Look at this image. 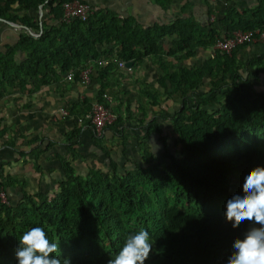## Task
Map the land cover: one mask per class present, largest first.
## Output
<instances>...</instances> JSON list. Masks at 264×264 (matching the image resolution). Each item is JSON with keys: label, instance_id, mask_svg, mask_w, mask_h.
Returning a JSON list of instances; mask_svg holds the SVG:
<instances>
[{"label": "trees", "instance_id": "16d2710c", "mask_svg": "<svg viewBox=\"0 0 264 264\" xmlns=\"http://www.w3.org/2000/svg\"><path fill=\"white\" fill-rule=\"evenodd\" d=\"M69 1L73 0H0V20L21 26L14 42L0 47V99L15 87L30 94L61 81L65 72L75 71L88 60L107 58L105 64L94 67L95 97H78L67 105L66 117L74 119L106 92L114 60L130 61L132 67L150 57L159 69L157 86L168 97L179 96L177 109L169 115L178 154L169 153L160 127L151 119L143 137L151 130L158 134L167 163L149 162L151 154L140 142L143 164L134 162L118 174L108 150L92 134V145L106 157L110 175L92 168L83 178L69 160L76 154L70 138L81 129L74 126L65 134L64 153L53 156L61 171L56 190L49 196L38 190L23 192L14 205L0 202V264H18V238L33 227L43 228L50 241L55 236L67 242L71 250L55 255L69 258L71 264H107L125 238L140 229L149 232L152 243L144 264H225L234 240L242 238L251 225L246 221L233 228L223 212L200 208L241 193L248 171L264 166V90L251 91L249 98L242 93V87L251 88L249 79L256 80L258 74L264 77V51L240 58L238 50L248 43L228 52L211 46L217 37L233 31L261 28L264 0L241 10L229 7L227 0L218 20L221 32L192 16L144 25L106 7L95 9L84 20L61 21L62 3ZM150 1L161 9L171 2ZM38 7L41 18L27 13ZM51 21L55 23L48 24ZM164 37H170L165 47L160 43ZM208 48L210 54L198 63L181 64L195 49ZM19 54L22 58L16 59ZM163 56L171 61L164 63ZM144 92L147 104L157 105L156 91ZM138 109L144 111L142 106ZM119 120L115 116L103 129L113 131ZM86 130L91 132L89 127ZM246 134L253 137L246 139L244 147L233 148ZM124 141L122 137V148ZM12 184L8 177H0L2 190Z\"/></svg>", "mask_w": 264, "mask_h": 264}, {"label": "rangeland", "instance_id": "374dc122", "mask_svg": "<svg viewBox=\"0 0 264 264\" xmlns=\"http://www.w3.org/2000/svg\"><path fill=\"white\" fill-rule=\"evenodd\" d=\"M86 2L99 6V7H106L111 9L115 14L119 16H126V15H140L145 16V18H149L151 16H147L148 13L147 4L149 0H85ZM229 2V1H228ZM139 5V6H138ZM141 6V7H140ZM139 7V8H138ZM172 9L176 10V6L171 7ZM144 11H146L144 13ZM152 11V10H151ZM154 12V11H153ZM172 12V11H171ZM22 11H17V14H21ZM29 15L41 18V10L38 11V8L35 10H29L27 12ZM205 15L202 13L200 18L203 19ZM147 16V17H146ZM153 14L152 17H154ZM141 18V17H139ZM144 20V19H142ZM154 19H148L145 21H151ZM217 20L214 19V21ZM208 21V20H207ZM202 22H206V20H202ZM54 21L49 22L48 24H53ZM216 29L219 31L218 24H214ZM21 28L17 26L11 25L9 22L0 20V47L3 43H12L16 39L17 34L20 32ZM33 33V32H32ZM169 39L165 37L161 39L160 43L163 47L166 46ZM103 46H99L98 49L101 50ZM211 50H203L198 49L190 59L184 61L181 64H196L198 60L207 57L210 54ZM22 55H17L16 59H21ZM106 62L108 61L107 58ZM164 63H168L171 61V58H166L163 56ZM105 62V63H106ZM148 65V66H146ZM131 66V65H130ZM151 66V67H150ZM128 70L125 71L122 68L113 67L111 68L110 72L107 75V81L109 82V86L106 88V93L110 96L111 101V108L114 112L116 117H119L120 120L115 122V125L122 124L121 128L117 125V129H113V131H105L107 135H100L97 136L96 140L99 142L101 146H104L106 150H108L110 158L114 161L116 165V172L118 174L123 173L125 170L132 168L133 163H141V153L142 150L140 149L138 143L143 142L145 144V148L151 154L148 158L149 162L160 161L162 163H167L166 158L162 157V144L157 137L158 134L154 133L152 130L150 133L143 137L144 129L146 125L153 119L152 121L156 123L161 130L160 136L165 139L167 150L169 153L177 155L178 154V145L174 146L172 144L174 133L171 129L169 123V115L178 107L179 104V96L178 94H173L170 97L166 95V92L162 91L157 84L155 83V78L159 74V69L157 64L152 58H149L146 62H144L140 68L130 69L127 67ZM73 81V80H70ZM69 81V82H70ZM68 82V81H67ZM251 88L242 87V93L245 97L249 98L252 97V92L254 90H264V77L261 74H258L256 80L249 79ZM79 83V82H78ZM80 84V83H79ZM88 86V85H87ZM43 87V86H42ZM29 88V87H28ZM153 91L155 92L158 102L157 105L151 106L147 104V97H145V92ZM169 90V89H168ZM204 90V87L200 88V91ZM28 91L24 89H19V87H15L6 93L3 98L8 99V102L14 103V106H17L20 102L21 98H28L31 97ZM79 97H82L80 95ZM197 100V98L195 97ZM31 100H28V102ZM31 103H28L24 106L30 107ZM32 106V104H31ZM139 106L143 107V112L138 109ZM216 107V105H214ZM141 119L142 122H138ZM3 123H6V119H1ZM1 123V122H0ZM114 125V127H115ZM120 129V130H118ZM118 134L116 131H121ZM90 132V131H89ZM90 136H92V132H90ZM125 136V137H123ZM95 138L96 136L93 135ZM125 138V145L121 150V138ZM252 135H244L243 138L237 139V143L233 148H242L246 145V139L252 138ZM14 138V137H13ZM15 139V138H14ZM67 143V142H66ZM66 143H63V151L61 154L64 153V146ZM92 143V142H91ZM24 146L23 144L21 145ZM32 145H30L31 147ZM126 146V147H125ZM143 146V145H142ZM29 147V148H30ZM85 147L82 151L76 152L75 146L73 150L76 154L72 157H69L70 163L75 169L76 173L79 174L81 177L85 178L87 173L92 168H99L103 175L108 176L110 175V169L107 166L106 157L102 154L99 148L94 147L93 151H89ZM224 148V147H222ZM79 154V155H78ZM144 154V153H143ZM55 154H52L54 156ZM82 156V157H81ZM37 168V167H36ZM34 169V168H33ZM35 172V169H34ZM60 172V171H59ZM57 168L53 169L48 173L46 176L37 178V176L33 173L35 180L38 181L33 184L28 183V176L22 175L20 177L23 180L25 177L26 184L24 186H20L21 193H33L37 190L39 185H42V189L44 193L48 196L56 190V181L61 178V172L59 173ZM31 173V172H30ZM40 174V173H39ZM48 178V179H47ZM48 180V184L44 183L41 184L43 181L39 180ZM27 180V181H26ZM38 186V187H37ZM45 188V189H44ZM5 192V191H4ZM6 198L7 194L4 193ZM226 202L225 200H220L216 203H209L208 205L200 208L205 212H211L214 209H218L219 211L225 213L226 211ZM10 204V201H9ZM180 207L183 208L182 205ZM51 242L57 243V252L67 253L71 250L69 244L65 241H59L54 236H51Z\"/></svg>", "mask_w": 264, "mask_h": 264}, {"label": "crops", "instance_id": "0c3cea01", "mask_svg": "<svg viewBox=\"0 0 264 264\" xmlns=\"http://www.w3.org/2000/svg\"><path fill=\"white\" fill-rule=\"evenodd\" d=\"M228 1L229 7L238 10L242 8H252L257 2V0ZM173 6L177 7L176 10L171 8ZM96 7L99 8V6ZM147 8L149 11L146 14L147 16H151L148 19L154 20L148 22L145 21L148 20L145 16L144 18L143 16L135 14L131 16H133L138 23L144 25L153 22L166 23L174 16H192L200 23H205L202 22V20H206V22H210L213 27H216L214 24H218L219 32L222 31V26L219 24L218 20L224 14L225 9L222 8L218 2H206L204 0H171L165 8L161 9L149 0ZM145 12L146 11H144V13ZM202 13L205 14L203 15V19L200 18ZM153 14H155L154 17H152ZM216 18L217 20L214 21ZM168 39H170V37H168ZM168 44L169 41L166 46ZM197 50L198 49H195L193 51L192 56ZM208 50L210 49L208 48ZM262 51H264V40L241 47L237 54L240 58H246L253 53ZM149 58L150 57L144 58L142 61L130 67V69L135 70L136 68H140ZM199 61L200 60H198V62ZM93 76L94 71L87 84H79L76 80L70 82L61 80L53 84L41 86L30 93L32 96L29 97V99L21 98L17 106H14V103L10 101L8 102V99L3 97L0 99V177L3 178V180H6V177H8L9 180L13 182L12 185H8L5 188L8 204L10 201L9 205H14L21 199L23 192L21 193L22 190L20 186L26 184L24 180L25 177H22L24 178L23 180L20 179L22 175L28 176L29 179L27 180L29 184L35 183L36 185L38 181L35 180L32 175L33 173L39 178V176H46L55 168H57L58 172L60 171L58 162L53 158L52 154H61L63 151V143L68 142L66 141L65 134L74 126L79 125L75 123L71 115L69 117H61L57 109L59 107L66 108L67 105L75 102L80 95L88 100L94 98L96 95L97 83ZM28 100L31 101L28 102ZM28 103H31L32 106L30 104V107H27V109L26 107L24 108ZM1 119H6L7 122L3 123ZM119 123L117 125L121 128L122 124ZM117 125H115L114 129H117ZM104 130L109 131L108 129ZM105 131H103V135H107ZM120 133L122 135V130L118 134ZM70 141L73 142L75 150L79 154V151H82L85 147H88L87 149L89 151H93L94 149L91 143L90 132L82 127L78 135H73ZM22 144L24 145L23 147L21 146ZM30 145L32 146L30 147ZM124 145L125 141L123 143V146ZM35 151L37 152L36 157ZM39 181H43L41 184H48V180L46 179ZM37 190L44 191L42 185H39Z\"/></svg>", "mask_w": 264, "mask_h": 264}, {"label": "clouds", "instance_id": "9594fccd", "mask_svg": "<svg viewBox=\"0 0 264 264\" xmlns=\"http://www.w3.org/2000/svg\"><path fill=\"white\" fill-rule=\"evenodd\" d=\"M224 215L233 228L246 221L251 225L242 238L234 240L233 251L225 264H264V166L248 171L242 192L227 200ZM57 248L43 228L33 227L18 238L15 256L18 264H71L69 258L55 255ZM151 250L149 232L140 229L125 238L123 246L107 264H144Z\"/></svg>", "mask_w": 264, "mask_h": 264}, {"label": "built area", "instance_id": "2783aa9c", "mask_svg": "<svg viewBox=\"0 0 264 264\" xmlns=\"http://www.w3.org/2000/svg\"><path fill=\"white\" fill-rule=\"evenodd\" d=\"M206 2H218L222 8L227 4V0H205ZM97 9L95 5H92L86 1L73 0L69 2L62 3V13L59 17L61 21H67L69 19H80L84 20L92 11ZM15 26V23H11ZM31 33L30 31H28ZM32 35H36L31 33ZM264 40V25L261 28H254L251 30H236L233 31L229 36L217 37L211 46L214 49L224 50L226 52L233 49L238 44H253L257 41ZM115 66L117 68H122L125 71L128 70L124 67V61L114 60ZM106 59L102 56L97 57L94 60H88L83 65L76 68V70H69L65 72L61 80L70 81L73 80V75L76 73V81L81 84H87L90 80V76L94 71L95 65L101 66L105 64ZM110 96L106 92L101 93V99L92 100L89 102L88 108L82 114L75 115L74 121L77 125L86 129L89 127L92 134L95 136H100L103 133V127L106 124H110L115 119V114L111 108ZM58 114L61 117L68 116L66 108L59 107L57 109ZM4 190L0 188V202L3 204H8V200L4 194Z\"/></svg>", "mask_w": 264, "mask_h": 264}, {"label": "water", "instance_id": "95a60500", "mask_svg": "<svg viewBox=\"0 0 264 264\" xmlns=\"http://www.w3.org/2000/svg\"><path fill=\"white\" fill-rule=\"evenodd\" d=\"M38 11L40 12V9H39V7H38ZM39 19V18H38ZM15 26H17L18 28H21V26L20 25H18V24H14ZM28 31V30H27ZM130 65H131V62L130 61H125L124 62V67H130Z\"/></svg>", "mask_w": 264, "mask_h": 264}]
</instances>
